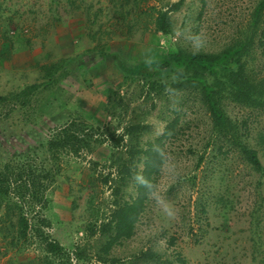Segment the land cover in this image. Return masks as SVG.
I'll use <instances>...</instances> for the list:
<instances>
[{
    "label": "rangeland",
    "instance_id": "1",
    "mask_svg": "<svg viewBox=\"0 0 264 264\" xmlns=\"http://www.w3.org/2000/svg\"><path fill=\"white\" fill-rule=\"evenodd\" d=\"M120 1L0 0V46H9L0 54V94L42 81V64L81 58L66 63L67 76L41 92L34 107L47 115L59 114L63 122L76 119L84 129L80 135H93L88 147L63 153L56 162L59 170L45 191L48 201L34 212L48 221L41 231L63 245L69 264H264V172L252 171L234 151L219 148L208 112L194 94L165 87L159 94L142 95L136 71L140 62L132 54L125 60L117 54L127 46L143 59L151 49H164L170 42L216 50L244 25L256 0H186L172 13V33L166 36L153 32L151 8L176 0L140 2L144 18L131 29L115 18ZM124 74L128 79L123 82ZM114 85L123 101L113 117L104 104ZM225 108L248 128L264 166V111L230 101ZM130 118L150 125L142 140L160 135L167 121L176 119V124L174 135L165 141V162L133 235L105 253L107 236L98 227L112 210L111 192L119 181L106 159L109 143L95 139L105 138L119 121L121 130ZM6 123L0 122V142L10 137V147L27 149L30 138L19 132L22 127L14 131ZM199 155L203 161L197 164ZM134 194L130 184L117 196L130 199ZM1 217L2 210L0 264H66L46 253L33 233L25 240L13 238V219ZM258 236L254 261L251 239ZM77 247L83 250L80 261ZM149 248L160 256L158 261L138 259Z\"/></svg>",
    "mask_w": 264,
    "mask_h": 264
},
{
    "label": "trees",
    "instance_id": "2",
    "mask_svg": "<svg viewBox=\"0 0 264 264\" xmlns=\"http://www.w3.org/2000/svg\"><path fill=\"white\" fill-rule=\"evenodd\" d=\"M142 1L148 0H121L120 8L115 11V18L120 23L123 20L126 27L131 29L144 18L140 6ZM185 1L176 0L163 7L151 8L155 34L171 35V15L180 10ZM8 49V44L1 45L0 54L7 53ZM117 54L123 60L128 58L127 54H132L130 56L134 57V61L140 62V65H136L140 66L136 71L141 75L142 82L139 86L141 92H144L142 95L159 94L165 87L175 93L194 94L208 112L213 138L221 142L219 148L226 147L227 150L234 151L252 171L260 174L264 172L248 128L232 118L225 108V102L230 101L251 110L264 111V0H256L244 25L234 37L216 50L192 49L170 42L164 49H151L143 59L139 53L127 51V46ZM79 57L42 64L39 67L42 81L28 84L17 91L0 94V122L7 121L9 129L14 131L20 125L22 130L19 132L29 136L33 143L28 142L27 149L22 147L23 150L16 151L9 146L7 140L10 141V137L0 142V155L7 153L4 154L5 158H0L1 218L13 219V238L25 240L33 233L43 244L46 253L58 257L59 261L66 264L70 263L69 254L62 244L41 231V227L46 226L48 221L34 212L48 201L45 191L57 175L59 165L56 162L60 156L63 153H78L84 146L88 147L89 139L93 135L92 132L80 135V132L84 133L81 131L84 129L76 119L63 122L59 114L47 115L45 112L36 111L34 107L41 92L55 86L67 76L69 66L66 63L81 59ZM166 75H170L172 79L166 81ZM126 79L128 77L124 74L122 81ZM110 90L111 95L107 96L104 109L114 117L123 97L115 90V85L110 86ZM120 124L119 121L117 125L109 128L105 138L95 139L100 144L104 141L109 143L106 159L119 181V185L111 192L112 210L98 227L99 233L107 236L103 245L105 253L120 239H128L133 235L155 189L165 162L164 144L174 135L176 119L167 121L162 133L151 140L141 139L150 130L149 124L134 118L122 125L121 130ZM118 129L120 131L116 135ZM119 145L122 150L118 149ZM202 161L203 156L199 155L197 164ZM130 184L134 186V196L130 199L119 198L121 190ZM258 210L257 208L252 214H257ZM250 223L253 224V221L250 220ZM258 237L251 239L254 261L256 255L258 256L255 252L259 251ZM75 253L79 261L84 259L83 250L79 247ZM100 256V260H106ZM138 259L143 262H156L160 256L149 248ZM262 259L261 263H264V255ZM179 261L183 262V259L179 258Z\"/></svg>",
    "mask_w": 264,
    "mask_h": 264
}]
</instances>
